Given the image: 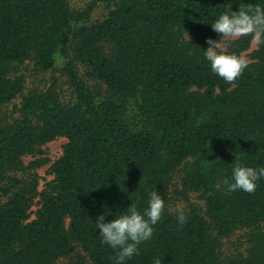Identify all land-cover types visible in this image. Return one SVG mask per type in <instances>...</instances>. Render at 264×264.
<instances>
[{"label": "trees", "instance_id": "1", "mask_svg": "<svg viewBox=\"0 0 264 264\" xmlns=\"http://www.w3.org/2000/svg\"><path fill=\"white\" fill-rule=\"evenodd\" d=\"M104 1L112 4L104 19L76 27L92 10L76 12L69 0H0V107L21 97L18 115L0 113V264H59L74 255L75 264H114L116 250L101 244L95 220L110 221L132 202L142 211L153 190L165 211L128 264H264V180L253 193L223 183L235 157L264 166V45L232 83L204 59L207 39L219 36L211 22L240 0ZM249 44L244 38L229 52ZM33 58L41 70L59 67L68 100L25 92L11 66ZM76 61L113 96L137 99L150 127L126 122L123 102L98 100ZM59 138L67 142L40 191L37 169L48 158H25ZM178 170L204 200L183 225L170 209ZM234 234V249H224Z\"/></svg>", "mask_w": 264, "mask_h": 264}, {"label": "clouds", "instance_id": "2", "mask_svg": "<svg viewBox=\"0 0 264 264\" xmlns=\"http://www.w3.org/2000/svg\"><path fill=\"white\" fill-rule=\"evenodd\" d=\"M211 27L219 36V40L208 38V47L204 50V59L212 73L227 83L234 82L248 66L245 57L227 51L232 40L240 37H251L256 45H264V0L260 3H245L240 0L237 10L232 6L221 12L211 22ZM233 165L231 176L223 181L228 191L253 193L257 182L264 180V166H248L239 162ZM165 211L162 195L153 190L148 193L146 205L139 210L132 202L129 207L115 214L106 222L102 214L95 220L101 244L116 250L114 264H128L139 254V245L152 239L154 226L161 220ZM177 223L183 225L187 215L182 205L175 208ZM153 264H162L155 259Z\"/></svg>", "mask_w": 264, "mask_h": 264}, {"label": "rangeland", "instance_id": "3", "mask_svg": "<svg viewBox=\"0 0 264 264\" xmlns=\"http://www.w3.org/2000/svg\"><path fill=\"white\" fill-rule=\"evenodd\" d=\"M70 7L76 12H83L87 10H92L91 14L83 19L82 21L77 23L76 27H79L82 24H92L96 23L107 15V13L111 10L112 4L107 3L104 0H69ZM188 38V37H187ZM244 38H250L249 47L242 50L240 56L245 57L248 61V65L252 64L255 59L253 58V53L255 50L259 48L256 45L251 37H240L232 40V42L227 47V51L230 50L231 46L235 42H239ZM220 36H218L215 40H219ZM208 47V45H207ZM206 47V49H207ZM110 46L108 44L105 45V50H109ZM70 57L75 58V47L70 51ZM77 62V69L80 76L87 81L89 89L96 95L98 100L105 99L108 97H113L115 100L119 102H123L125 104V114L124 120L128 123H131L136 126H148L150 127V122L146 119L145 116L140 112L138 108L137 99L135 98H122L120 96H113V94L109 91L107 86L101 82L94 81L88 77L87 69L85 65L81 61ZM60 66V65H59ZM59 68V67H58ZM58 68H54L51 70H41L36 60L30 59L23 63H16L11 66V74L12 76H23L26 84V93L36 92L41 94L45 99H50L53 97L51 95H56L60 100H68L72 95V89L69 85L68 78L63 75ZM21 97L15 100L13 103L9 105H5L0 107V113L4 114L5 111L9 110L10 112L18 115V108L20 107ZM67 142L65 138H59L55 141L47 143L42 146L41 154L32 157L27 156L25 158V162L29 163L31 160L36 158L46 157L48 158V163L44 166L37 169L39 174V190L42 191L47 188V184L52 180L53 176L49 174L50 165L57 160L63 153V146ZM184 173L181 170L176 171L172 177L170 182V209L175 213V208L178 205H182L185 209V212L188 211L191 207H198L200 210L203 209L204 200L200 197V195L190 189H188L184 185ZM38 200V199H37ZM39 204H35L32 208L31 219L35 218V212L37 211ZM176 214V213H175ZM68 222V220H67ZM237 238L239 235H233L231 238H225L223 241L224 249L233 250L234 245L237 242ZM83 253V252H82ZM74 258H64L59 264H75Z\"/></svg>", "mask_w": 264, "mask_h": 264}]
</instances>
